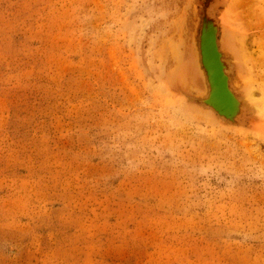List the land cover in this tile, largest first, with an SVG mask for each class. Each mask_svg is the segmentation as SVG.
<instances>
[{"label":"rangeland","instance_id":"1","mask_svg":"<svg viewBox=\"0 0 264 264\" xmlns=\"http://www.w3.org/2000/svg\"><path fill=\"white\" fill-rule=\"evenodd\" d=\"M245 1L258 87L264 0ZM199 10L0 0V264H264V136L170 92Z\"/></svg>","mask_w":264,"mask_h":264},{"label":"bare ground","instance_id":"2","mask_svg":"<svg viewBox=\"0 0 264 264\" xmlns=\"http://www.w3.org/2000/svg\"><path fill=\"white\" fill-rule=\"evenodd\" d=\"M244 4L249 6L244 0H198L200 12L192 40L180 54L182 73L170 92H174L172 94L184 109L195 111L211 125L244 137L262 139L264 85L257 87L250 77L251 56L256 50L249 53L251 46L248 47L247 38L252 35L247 33L249 27L244 25ZM257 41L262 43L261 39ZM258 47L264 52L261 46ZM190 82L197 87V92L188 89Z\"/></svg>","mask_w":264,"mask_h":264}]
</instances>
